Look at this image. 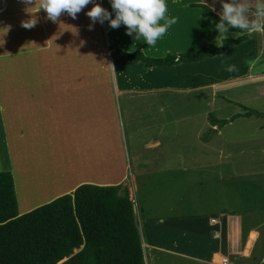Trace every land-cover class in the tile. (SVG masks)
Masks as SVG:
<instances>
[{"label":"rangeland","instance_id":"rangeland-1","mask_svg":"<svg viewBox=\"0 0 264 264\" xmlns=\"http://www.w3.org/2000/svg\"><path fill=\"white\" fill-rule=\"evenodd\" d=\"M17 1L0 0V125L3 118L2 122L7 126L9 141L16 144H18V120L21 119L19 116L23 115L21 111L23 108L20 107L21 104L18 108V103L22 100L25 86L29 87L33 84L29 81L30 73L33 74L39 67L44 73L52 70V65L47 60L68 57L69 65L76 76L79 73L85 75L86 72L92 75L97 70L108 72L112 88L113 74L116 71L113 56L108 55L107 47L110 45L105 42L104 23H94L91 30L88 28L91 21L85 12L92 7V4L85 5L88 8L86 7L84 11L81 9L75 19L70 17L72 20L70 28L65 27L61 31L53 30V33H50L52 25L63 24V19H60L59 15L55 22L49 19L43 21L44 26H41L43 30L41 28L40 34L37 25L31 28L22 26V22L27 21L29 17L21 19L18 15H9L16 10L22 11L19 8L23 6H28ZM211 1L216 2L215 5L222 9L221 0H200V2L199 0H166L168 8L166 15L175 17V23L155 45L147 46L142 37L136 39V44L146 45L149 51L154 50L152 52L162 49L168 42L174 44L175 40H179L177 33L179 30L189 26L194 29L192 28L194 25L186 19L194 14V17L197 16L193 11L196 7L191 5L197 2L210 7L208 2ZM95 2L112 11L108 0H102V5L99 0ZM232 2H247L249 12L246 15L251 18L255 0H232ZM211 9L214 12L212 7ZM215 14L220 17V14ZM200 23L201 18L197 34L200 31ZM117 28H119L118 32L121 30V33L127 35L124 25ZM118 32H115L117 36ZM233 34L234 32L227 30L224 34L225 39L237 38ZM217 36L218 33L215 38ZM253 37L255 39L250 41L249 39ZM215 38L208 42L201 40L199 45L211 43L217 46ZM247 41L246 45L233 48L238 57L230 58L228 65L246 58L243 64L249 73L264 71V32L247 34ZM43 43L51 45L43 47ZM191 45L194 46L193 43ZM181 46L183 47L167 53H190L193 50L187 44ZM186 49L188 51H183ZM122 50L130 51L127 48ZM87 58L91 60L88 61ZM117 61L124 63L119 59ZM206 66L221 71L227 67L223 65L221 59L208 60ZM241 77H244L243 74ZM171 79L172 77L171 82L168 83L171 89L179 87L180 84ZM95 80V83H98L97 78ZM256 85L260 93L250 95V99H237L236 102L247 105L248 109L257 110L262 115L247 118L240 116L234 120H231L233 115L238 113L240 115L245 111L244 108H239L225 100L228 91L234 97L238 92L239 96L246 92L237 91L236 85L226 87L219 85L217 94L214 88L212 91L209 90V86L198 87L192 90L193 92H167L163 96L159 95L161 103L156 102V104L149 103L150 96L129 98L122 95L117 99L119 113L117 116L113 108L114 118L109 119V124L111 122L109 127L111 131L120 133L119 140L126 154V164L128 163V173L119 184L122 190L118 194L124 195L123 190L127 191L131 202V216L138 234L140 229L143 238L146 239V234L150 232L148 222H156L161 218L163 225L156 222L163 226L160 228L156 225L159 234L155 233L153 236L149 234L155 243L170 246L168 242L171 241L174 247L183 248L190 253L192 240L193 243L198 244L205 239V236L209 239L212 233L216 237L215 241L227 250L224 254L230 264H264V78L258 79ZM82 87L87 89L84 85ZM218 94L225 98L219 97ZM257 94L261 96L257 97ZM142 99L147 102H140ZM212 118L228 120L227 123L229 121L232 123H226L221 129L218 128L219 136H214L211 132H215L217 128L210 127ZM116 136L113 135L114 138ZM153 141H158L159 144L155 147H147ZM74 146L77 148L76 144ZM139 155L142 158L139 160L137 158L134 166L135 156L139 157ZM4 156L0 150V161L4 159L6 163L7 158ZM61 156H65L64 149L58 150L57 164L59 167L61 161V163L65 162L63 165L65 168L67 163L64 158L61 160ZM1 162L4 164L3 161ZM113 164V157L107 155L104 165L106 178L110 176V172L112 173L110 167ZM75 168L72 167L73 170ZM57 175L56 169L51 168L48 178ZM45 178L46 176L41 180L44 182ZM66 180L63 182L65 187L76 183L73 176ZM34 181L33 188H26L23 185L20 188L24 197L32 199L35 193L37 194L33 198V203L37 202L35 198L39 199L41 196L36 180ZM133 182L137 190L133 189ZM171 221L173 223L170 225ZM169 235L178 240H172ZM211 243H214V240ZM198 250L200 252L201 248L193 247V251ZM157 260L166 264H189L169 256H158Z\"/></svg>","mask_w":264,"mask_h":264},{"label":"crops","instance_id":"crops-1","mask_svg":"<svg viewBox=\"0 0 264 264\" xmlns=\"http://www.w3.org/2000/svg\"><path fill=\"white\" fill-rule=\"evenodd\" d=\"M99 1H101L102 5V0ZM17 2L21 3L22 0H18ZM215 3L214 1L208 2L210 8L212 7L215 13L221 15L222 9L216 6ZM38 4L39 0H32V3L28 4V6L26 5L22 8L18 7L22 9V11L16 10V12H12L9 15H18L21 19L28 17V19L35 18L37 21L35 27L36 25L38 26L36 28H39L41 34V28L43 30L41 26H44L43 21L48 20V18L42 9L35 12V7L38 6ZM183 4H185V2H183ZM86 7L88 8V6ZM86 7L84 6L82 11H84ZM193 11L197 16L194 17V14L186 17V19L194 25L192 27L194 29L192 30L189 26L188 28L186 27L185 29L179 30L177 32L179 40H175L174 44H169L168 42L165 46L166 48L162 47L160 50L157 49L158 51L155 50V52H152L154 50L149 51L146 45L136 44V40L132 39L134 35H124V33H121V30L118 32L119 28H110L107 21L103 24L105 29V42L118 49L127 48L130 49V51L136 49L147 56L155 55L154 57H162L167 54L168 51L180 49V47H183L181 46L183 44L184 46L187 44V46L194 50L201 44V40L203 41L205 39L197 34L201 11L199 8H193ZM109 13L110 16L111 14L112 16L114 15L110 10ZM58 18L59 16L57 19ZM60 19H63V24L59 26L52 25L50 33H53V30L59 31L60 29L61 31L65 27L70 28L72 20L66 12H61ZM115 32H118L119 35L117 36ZM253 39H255V37L249 40L252 41ZM192 43L194 46L191 45ZM247 43L248 41L246 39L240 44L230 46L222 54L214 56L211 59L208 58L196 63H182L165 67H145L141 62L134 63L133 61L113 56L116 70L113 74V88L109 81L108 72L105 73L102 72V70H97V72L94 71L92 75L86 72L85 75L79 73L76 76L69 65L70 59L68 57H62L60 60H57V57L55 58L56 60L53 58L47 60V62L52 65V70H50L49 73H44V71L40 69L41 67H39L33 74L30 73L31 79L29 81L33 82V84L30 86L29 83H25V85H29V87L25 86L26 89L23 90L21 96L22 100L18 103V108L19 104H21L20 107L23 108L21 110L23 115L19 116L21 119L18 120V144L9 141L10 137L9 134L6 133L7 126L3 124V118L0 125V150L5 155L4 158H7L5 167L0 169V171H10L12 174L18 215L29 212L64 194L71 193L75 188L83 184L116 186L122 182L123 178L127 176L128 173V163L126 164L127 158L119 140L121 137L120 133L111 131V127H109L111 124V122L109 124V119L113 117V108L118 116L119 106L117 99L122 95L128 96L129 98H142L141 96L147 98L150 96L151 99L149 103L156 104V102L161 103L159 95L161 94L163 96V94H167V92H193L192 90L198 87L205 86L206 88L209 86L208 89L212 91L214 88L215 94H217V86L219 85H222L221 87L236 85L237 91H246L243 92L244 94L242 96H239L238 92L235 95V97L238 98H235L230 91L227 92V98L221 95L219 96V94L218 96L225 98V100L230 103H234L239 108L241 105L245 106L242 103L236 102L237 99H250V95H256V92L260 93L258 88H256V84L258 79L264 78V71H257L255 74L252 72L249 73L247 67L243 64L246 62V58L233 61L234 64L232 65L235 67L231 72L226 70L221 71L218 68L211 69L206 66V64L208 60L221 59L223 65L228 66L230 58L235 59L238 57L233 48H237L241 45L244 46ZM50 45L43 43V47H50ZM59 46L63 47L61 44H59ZM231 50H233V52H231ZM183 51L188 50L186 49ZM94 56L95 54H93V57ZM90 58H87V60H91ZM117 58L124 63L117 61ZM43 61H45V59ZM59 65L60 68L58 69ZM242 74L244 77H241ZM171 77V80L180 84H178L179 87H175L176 89L172 88L173 90L170 84H168L171 82ZM96 78L98 83H95ZM83 85L87 87V89L83 88ZM258 96L260 97L261 95L257 94V97ZM142 101L147 102L145 99L140 100V102ZM245 107L247 108V105ZM231 123L232 122L229 121L227 124ZM210 127L217 128L215 132H211V135L219 136L218 127L211 122ZM113 135H117L116 138H114ZM210 142L212 141L210 140ZM75 144L77 148H75ZM158 144V141H153L148 144L147 147H155ZM60 149H64L65 156H61V160L64 158L66 161L67 165H65V168L63 167L65 162L61 163V161L59 167L57 164L58 150ZM107 155L113 157L114 164L112 165L113 167H110L112 173L110 172V176L106 178V168L104 165L106 164ZM139 158L142 157H140V155L139 157L135 156L134 166L135 161L139 160ZM73 166L76 167L74 170L72 169ZM51 168L56 169V172H58L57 177L48 178V173ZM15 172L18 173L15 174ZM43 176H46V181L44 182L41 180L44 178ZM70 176L75 178L76 183L70 187H65L63 182L67 181L66 179H69ZM34 180H36L41 196L39 199L35 198L37 202L33 203V198L37 194L35 193L32 199L24 197V195H22V189L20 190V188L21 185L26 188H33ZM133 185V189L137 190L134 182ZM157 221L158 224L163 225L161 218ZM156 222H148L150 232L146 234V239L142 237L141 231L138 229L144 264H166L158 261V256H169L170 258L186 261L189 264H221L223 259L226 260V264H230L228 262L229 259L225 256L227 250L224 246L222 247L219 245V242L215 241L216 237H214L212 233L209 239L205 236V239L199 241L198 244H195L196 242L193 243L192 240V245H190L192 251L193 247L196 246L198 249L201 248L200 252L199 250L197 252H186L183 248L174 247L171 241L168 242L170 246L155 243L149 234L152 236L155 233L159 234L157 226L160 228L163 227ZM172 223L173 221L169 222L170 225ZM169 224L164 225L168 227ZM169 237L172 240H178L177 238L173 239L174 237L172 235H169ZM213 240L214 243H211Z\"/></svg>","mask_w":264,"mask_h":264},{"label":"trees","instance_id":"trees-1","mask_svg":"<svg viewBox=\"0 0 264 264\" xmlns=\"http://www.w3.org/2000/svg\"><path fill=\"white\" fill-rule=\"evenodd\" d=\"M191 7L201 10L199 35L207 42L212 41L217 35L214 25L220 17L205 4L195 3ZM228 31L238 30L228 28ZM246 39L247 34L224 39L219 47L204 43L190 53H167L163 57L147 56L136 49L130 52L113 46L107 49L111 56L141 62L145 67H165L220 55L229 46ZM241 107L245 112L231 120L262 115ZM227 121L211 119L218 128ZM1 161L0 169L6 165ZM120 190V185L83 184L71 193L18 215L12 174L0 171V264H144L131 202L127 191L120 195Z\"/></svg>","mask_w":264,"mask_h":264},{"label":"clouds","instance_id":"clouds-1","mask_svg":"<svg viewBox=\"0 0 264 264\" xmlns=\"http://www.w3.org/2000/svg\"><path fill=\"white\" fill-rule=\"evenodd\" d=\"M108 2L114 14L112 18H110L109 11L96 3L95 0H39L35 12L42 9L47 18L55 22L61 12H66L75 19L76 14L85 5L92 4V7L85 12L91 21L88 25L89 30L94 23H104L105 21L113 29L124 25L125 34L131 36L134 33L133 39L135 40L142 37L147 46L155 45L157 40L175 23V17L166 15L168 11L166 0H108ZM22 3L31 4L32 0H22ZM221 3L222 14L214 25L218 33L215 38L218 47L223 44L224 34L228 28L238 30L233 34L236 37L252 32H264V0H255L251 18L246 15L249 12L247 2H232V0L224 2L221 0ZM36 22L35 18H30L22 22V26L31 28ZM234 67V65H228L225 70L231 72Z\"/></svg>","mask_w":264,"mask_h":264},{"label":"built area","instance_id":"built-area-1","mask_svg":"<svg viewBox=\"0 0 264 264\" xmlns=\"http://www.w3.org/2000/svg\"><path fill=\"white\" fill-rule=\"evenodd\" d=\"M221 263H223V264H226V260H225V259H223V260L221 261Z\"/></svg>","mask_w":264,"mask_h":264},{"label":"bare ground","instance_id":"bare-ground-1","mask_svg":"<svg viewBox=\"0 0 264 264\" xmlns=\"http://www.w3.org/2000/svg\"><path fill=\"white\" fill-rule=\"evenodd\" d=\"M168 51V50H167ZM13 167V166H12ZM46 179V178H45ZM106 181V180H105ZM31 190V189H30ZM29 191V190H28ZM27 193V192H26ZM29 194V193H28Z\"/></svg>","mask_w":264,"mask_h":264}]
</instances>
